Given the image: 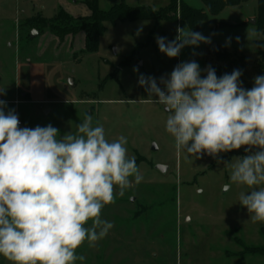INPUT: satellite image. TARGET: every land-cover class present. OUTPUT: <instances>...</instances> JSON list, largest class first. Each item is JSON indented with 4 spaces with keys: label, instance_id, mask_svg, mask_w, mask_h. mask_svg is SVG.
Segmentation results:
<instances>
[{
    "label": "rangeland",
    "instance_id": "rangeland-1",
    "mask_svg": "<svg viewBox=\"0 0 264 264\" xmlns=\"http://www.w3.org/2000/svg\"><path fill=\"white\" fill-rule=\"evenodd\" d=\"M121 1L98 0V8L106 11ZM123 1L130 7L154 10L169 3ZM192 3L193 8L201 6L198 0ZM59 9L73 18L88 16L81 0H0L4 111L14 109L22 127L51 124L61 136L75 132L76 124L91 114L94 126L102 125L109 141L126 137L128 156L135 158L143 177L103 208L102 218L113 227L95 246L85 242L77 250V255L85 257L77 264H264L258 255L242 256L243 248L264 246L259 231L264 222L249 219L238 199L241 191L249 189L231 184L232 169L226 165L246 155L245 149L217 158L178 153L165 130L168 113L150 102L138 84L141 74L156 78L159 84L177 64L192 60L200 65L203 77V70L215 65L209 56L214 49L245 57L241 86L250 89L256 59V0L211 18L199 32L211 43L185 47L176 58L161 53L156 42L157 36L168 41L176 37L178 26L171 23L159 29L153 22L106 24L96 54L81 53L82 36L59 44L35 25L38 19H53ZM32 31L37 34L33 39ZM157 166L165 167L167 173L157 171ZM0 264L9 262L0 257Z\"/></svg>",
    "mask_w": 264,
    "mask_h": 264
},
{
    "label": "clouds",
    "instance_id": "clouds-1",
    "mask_svg": "<svg viewBox=\"0 0 264 264\" xmlns=\"http://www.w3.org/2000/svg\"><path fill=\"white\" fill-rule=\"evenodd\" d=\"M176 32L171 41L156 37L168 58L185 47L211 43L185 26ZM203 71L202 77L192 60L177 64L159 84L143 74L138 84L168 113L165 130L178 153L217 158L245 149L246 155L226 163L232 169L229 179L249 189L238 197L249 219L264 222V75L245 89L239 69L220 77L210 65ZM5 107L0 100V257L9 264L84 261L77 250L85 242L95 246L113 227L102 218L103 208L143 179L135 158L128 156L126 137L109 141L91 114L63 136L51 124L20 127L15 110L5 113Z\"/></svg>",
    "mask_w": 264,
    "mask_h": 264
},
{
    "label": "trees",
    "instance_id": "trees-1",
    "mask_svg": "<svg viewBox=\"0 0 264 264\" xmlns=\"http://www.w3.org/2000/svg\"><path fill=\"white\" fill-rule=\"evenodd\" d=\"M88 11V16L84 18H73L63 10L59 9L53 19L45 21L38 19L35 24L40 33H47L59 44L67 39L73 40L82 36L83 54H96L98 52L99 41L104 35L106 24L115 22H153L155 28H160L163 23L176 24L178 27H186L194 32H200L202 26L210 19L219 16L225 9H241L251 0H198L201 8H193L188 0H169L167 6L159 9L146 7H130L122 0L118 5L101 11L98 8V0H81ZM255 35L254 46L256 49V59L254 61V76L252 77V87L254 77L264 75V0H256L255 15ZM151 38V37H150ZM218 77L225 73H231L235 69L242 72L241 82H245L246 59L243 55L230 53L227 51L214 50L209 54ZM206 75V74H205ZM260 235L264 239V229H260ZM242 256L251 253L264 258V246L256 249H242Z\"/></svg>",
    "mask_w": 264,
    "mask_h": 264
},
{
    "label": "water",
    "instance_id": "water-1",
    "mask_svg": "<svg viewBox=\"0 0 264 264\" xmlns=\"http://www.w3.org/2000/svg\"><path fill=\"white\" fill-rule=\"evenodd\" d=\"M254 24V21H251V25H253ZM37 36V34L34 32V31H32L31 32V34H30V38L31 39H33V38H35ZM213 50H211V52H212ZM48 114V112H45V115H47ZM207 158H210L211 156H209V155H205ZM157 171H159L160 173H162L163 175H165L166 173H167V169L165 168V167H162V166H157L156 168H155ZM131 203H133L134 202V199H132L131 201H130Z\"/></svg>",
    "mask_w": 264,
    "mask_h": 264
},
{
    "label": "crops",
    "instance_id": "crops-1",
    "mask_svg": "<svg viewBox=\"0 0 264 264\" xmlns=\"http://www.w3.org/2000/svg\"><path fill=\"white\" fill-rule=\"evenodd\" d=\"M194 1H195V0H188V3H189L190 5H193L192 2H194ZM190 2H191V3H190ZM200 8H201V6H200ZM197 9H198V8H197ZM225 10H228V9H225ZM225 10H224L221 14H223V13L225 12ZM214 18H216V17H214ZM210 19H211V18H210ZM210 19H209V20H210ZM209 20H208V21H209ZM206 24H207V23H205V25H206ZM219 25H220V26H224V25H222V24H220V23H219ZM212 50H214V49H212ZM22 96H24V95H22Z\"/></svg>",
    "mask_w": 264,
    "mask_h": 264
},
{
    "label": "built area",
    "instance_id": "built-area-1",
    "mask_svg": "<svg viewBox=\"0 0 264 264\" xmlns=\"http://www.w3.org/2000/svg\"><path fill=\"white\" fill-rule=\"evenodd\" d=\"M0 100H3L1 97H0ZM14 105H17V103H13ZM20 127H22V122L20 121Z\"/></svg>",
    "mask_w": 264,
    "mask_h": 264
}]
</instances>
